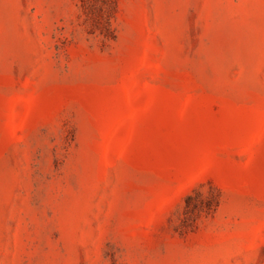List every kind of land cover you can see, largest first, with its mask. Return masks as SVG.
Returning <instances> with one entry per match:
<instances>
[{
  "label": "rangeland",
  "instance_id": "obj_1",
  "mask_svg": "<svg viewBox=\"0 0 264 264\" xmlns=\"http://www.w3.org/2000/svg\"><path fill=\"white\" fill-rule=\"evenodd\" d=\"M0 264H264V0H0Z\"/></svg>",
  "mask_w": 264,
  "mask_h": 264
}]
</instances>
